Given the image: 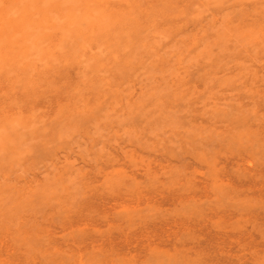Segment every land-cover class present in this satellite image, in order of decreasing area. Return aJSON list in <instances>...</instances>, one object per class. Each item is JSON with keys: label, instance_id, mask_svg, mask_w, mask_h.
<instances>
[{"label": "rangeland", "instance_id": "rangeland-1", "mask_svg": "<svg viewBox=\"0 0 264 264\" xmlns=\"http://www.w3.org/2000/svg\"><path fill=\"white\" fill-rule=\"evenodd\" d=\"M0 264H264V0H0Z\"/></svg>", "mask_w": 264, "mask_h": 264}, {"label": "bare ground", "instance_id": "bare-ground-1", "mask_svg": "<svg viewBox=\"0 0 264 264\" xmlns=\"http://www.w3.org/2000/svg\"><path fill=\"white\" fill-rule=\"evenodd\" d=\"M64 70V69H63Z\"/></svg>", "mask_w": 264, "mask_h": 264}]
</instances>
